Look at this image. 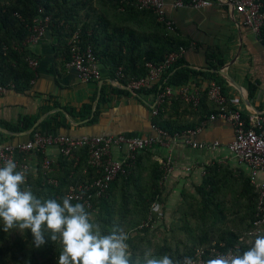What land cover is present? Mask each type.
Segmentation results:
<instances>
[{"label": "trees", "instance_id": "obj_1", "mask_svg": "<svg viewBox=\"0 0 264 264\" xmlns=\"http://www.w3.org/2000/svg\"><path fill=\"white\" fill-rule=\"evenodd\" d=\"M260 1L264 13V0ZM39 10H42L43 16L50 18L47 33L56 39L57 49L65 60H70L67 42L78 30L81 45L90 46L102 76L106 74L111 80L118 79L123 86L131 80L146 77L147 63L158 66L168 54L186 46V43L177 40L174 32L167 31L164 24L157 21L152 11L139 10L135 0H0V84L12 86L16 91H27L35 77L36 71L29 68L25 61L31 57V52L23 42L29 37V28ZM260 38L264 42V27ZM118 70L122 78L117 77ZM196 76L213 80L224 94L221 85L224 80L219 75L193 71L184 65L182 57L150 88L135 91L134 94L138 100L145 96L155 98L166 87L185 86ZM252 90L254 88H249V98L254 93ZM111 93L132 95L124 89H112ZM100 95V103L108 101L104 88ZM227 108L232 109L229 105ZM91 109L92 105L87 104L78 114L72 109H67V112L84 120L90 116ZM217 111L218 106L208 99L206 89L200 92L195 106L179 97L163 100L151 124L172 137L195 129ZM98 115L96 107L88 124L96 123ZM242 116L247 117L245 113ZM188 117L193 120L189 121ZM60 118L61 114H54L42 122L47 125L48 133L69 127ZM36 119L27 116L16 124L5 123L3 126L13 133L24 132L32 128ZM31 136L32 132L29 138ZM88 157L87 148L75 149L68 157L60 154L52 162L51 171L46 173L42 167L44 154H34L28 163L25 161L27 154L18 155V164H27L26 182L21 187H30L39 198L60 202L71 186L89 183L98 177L94 168L89 166ZM17 170L21 171V168L17 166ZM163 176L161 165L153 160L152 150L141 152L125 175H119L101 196L93 195L90 208L85 207L103 234L110 233L116 226L126 230L133 262L142 260L149 250L155 258L168 255L176 262L184 257L193 260L200 249L204 252L202 258L207 261L211 259L208 256L210 248L219 252L239 250L242 253L252 245L257 235H264V224L254 226L259 218L256 188L248 178L238 176L236 200L242 202L229 205L226 193L234 185L235 175L223 166L212 164L204 168L200 183L192 188L193 193H187L186 189L179 192L175 212L171 215V238L156 241L159 228L152 231L150 228L155 223L158 225L159 217L164 216L167 210ZM77 202L82 203L72 201L73 204ZM132 231L136 233L134 237L128 234ZM48 235L46 231L45 243L37 248L30 230L5 232L0 221V264H56L62 245L59 238L52 242ZM178 236L184 239H178Z\"/></svg>", "mask_w": 264, "mask_h": 264}, {"label": "crops", "instance_id": "obj_2", "mask_svg": "<svg viewBox=\"0 0 264 264\" xmlns=\"http://www.w3.org/2000/svg\"><path fill=\"white\" fill-rule=\"evenodd\" d=\"M164 1L166 14L176 28L173 34L177 40L186 43L182 55L184 65L202 73L219 75L216 70L221 71L238 85L237 87L229 83L219 75L224 80L221 85L226 105L240 110L248 117L264 121V42L260 36L243 24L242 17L229 7L225 0H214L212 6L197 9L189 7L176 9L172 7L173 0ZM28 50L31 52V58L37 62L35 77L27 91L20 92L8 87L6 92L0 95L1 129L10 132L3 126L5 123L16 124L19 119L30 116L37 118L34 124L43 118L35 128L42 134L76 137L82 135L139 137L153 134L151 120L154 97L145 96L138 100L135 94L131 96L112 94V89H126L109 79L106 74L98 82H80L77 72L68 66V61L57 49L56 39L49 33L28 47ZM215 65L218 69L213 68ZM210 83H214L213 80L196 76L191 78L189 84L179 88L201 92L206 90ZM102 88L108 93L109 99L100 103ZM249 88H254L252 98H249ZM245 99L250 102V106L244 103ZM87 104H91L92 109L90 116L84 120H79L67 112V109H72L78 114ZM96 107L99 109L97 122L90 125L88 122L93 117ZM54 114H61L60 120L69 127L48 133L47 125L42 122ZM187 119L193 120L192 117ZM0 133L2 134L0 143L14 145L27 141L30 135L12 136L1 131ZM233 137L232 124L227 119L218 118L205 122L195 136L198 143L208 146L217 143L218 147L214 149L191 148L181 140L174 142L170 140L165 146L157 145L152 148L153 160L160 163L169 156L174 162L172 173L163 181L167 196L166 208L173 205L175 197L182 189L189 190L199 184L204 168L212 164L223 166L235 175L234 185L226 193L229 205L242 202L236 200L239 187L236 179L242 175L248 178L249 170L238 165L226 149ZM59 155V149L55 146L49 147L44 154L52 162H55ZM186 167H191V171L186 172ZM258 179L264 181V175L259 174Z\"/></svg>", "mask_w": 264, "mask_h": 264}, {"label": "built area", "instance_id": "obj_3", "mask_svg": "<svg viewBox=\"0 0 264 264\" xmlns=\"http://www.w3.org/2000/svg\"><path fill=\"white\" fill-rule=\"evenodd\" d=\"M229 7L242 17V22L249 27L256 35L260 36V31L264 27V13L261 11L260 0H225ZM136 7L139 10H150L155 15L158 22L163 23L169 32L175 31L174 22L166 14V3L164 0H135ZM214 4V0H173V8H206ZM50 18L42 15V10L32 20L29 28L30 35L23 42L25 47L37 43L48 30ZM70 60L68 66L73 68L78 75V79L82 83L98 82L102 79V74L94 53L90 46L83 47L81 45L80 33L77 30L72 34L67 42ZM184 48L180 47L177 52L168 54L164 61L155 66L147 63L148 74L139 80H131L127 86L131 93L141 89H148L155 84L160 77L169 71L172 66L182 57ZM29 68L35 70L37 62L31 57L25 59ZM117 77L122 78L120 70ZM116 84L118 79H114ZM120 84V83H119ZM12 87V86H9ZM8 86L0 84V95L5 93ZM199 90H189L187 88H171L166 87L162 92H158L155 96V102L152 107V115L157 113L158 106L165 99L172 97L182 98L186 103L197 105L199 102ZM207 97L215 105L218 106L216 114H211L199 127L188 129L183 133L170 137L165 131L152 125L153 134H147L139 137H127L125 135L116 136H70V135H54L42 134L39 131H33L32 136L21 144H2L0 145V166L12 159L21 170L27 169V164H18L16 156L27 154V163L31 160V156L36 153L45 154L49 147H57L59 153L63 156H70L75 149L87 148L88 164L97 172L98 177L92 182L71 186L66 196H71L72 201H82L86 208H90L93 195L96 197L104 194L119 175H125L127 170L132 166L136 156L141 152L152 150L157 145L165 146L171 141H183V143L195 149H214L218 147L217 143L212 146L198 143L195 136L201 131L202 126L207 121L218 118L227 119L233 126L234 137L227 144L226 149L240 166H245L249 170V182L257 190V216L259 217L254 226L264 224V181L258 179L259 174L264 175V121L255 117H243L242 112L238 109H228L226 98L222 95L219 87L215 83H210L207 88ZM117 154V156H116ZM173 160L167 157L159 164L164 172L163 181L172 173L174 169ZM52 161L47 157L43 160V170L46 173L51 171ZM191 167H186L185 171H191ZM55 183V181H50ZM147 226V225H146ZM227 252H219L215 248H210L209 257L214 258L216 255L226 254ZM233 252V251H232ZM203 250L197 251V258L193 259L195 264H203Z\"/></svg>", "mask_w": 264, "mask_h": 264}, {"label": "clouds", "instance_id": "obj_4", "mask_svg": "<svg viewBox=\"0 0 264 264\" xmlns=\"http://www.w3.org/2000/svg\"><path fill=\"white\" fill-rule=\"evenodd\" d=\"M26 171L17 170L14 160L0 166V221L3 230L20 232L30 230L34 245L38 248L48 239L58 238L62 251L56 264H195L190 257L176 262L168 255L155 258L146 251L142 260L133 262L129 253L126 232L116 226L103 234L91 213L82 203H72V197L43 199L33 194L26 182ZM203 264H264V235H257L252 245L244 252L237 250L216 255Z\"/></svg>", "mask_w": 264, "mask_h": 264}, {"label": "rangeland", "instance_id": "obj_5", "mask_svg": "<svg viewBox=\"0 0 264 264\" xmlns=\"http://www.w3.org/2000/svg\"><path fill=\"white\" fill-rule=\"evenodd\" d=\"M189 190L186 191V192L187 193H189V192L193 193L194 192L192 188H190ZM178 198H179V195H177V197H175V200L172 203L173 205L171 207H169V208H166L167 210L164 211V216H160L159 217L158 221H160V222H157L158 225H156V223H155L150 228L151 231L153 229H158L159 228L158 232L156 233V237H157L156 241H158V242L161 241L164 238H167V239L171 238L170 232H169L170 228H171V223H172V220H173L171 215L175 212V207H176ZM190 222L193 225V221L191 220ZM123 231L125 232L126 230L123 229ZM128 234H130V237H134L136 235L135 231L129 232ZM178 239L183 240L184 237H179L178 236Z\"/></svg>", "mask_w": 264, "mask_h": 264}, {"label": "water", "instance_id": "obj_6", "mask_svg": "<svg viewBox=\"0 0 264 264\" xmlns=\"http://www.w3.org/2000/svg\"><path fill=\"white\" fill-rule=\"evenodd\" d=\"M217 72H218V74H219L220 76H222L223 78H225L229 83H232V84H234L235 86L238 87V85L235 84L234 81H232L229 77H227V76H226L225 74H223L221 71H218V70H217ZM101 82H102V81H101ZM125 89L128 90L129 92H131V90H129L127 87H125ZM244 103H245L247 106H250V102H249L247 99L244 100ZM42 119H43V118H41L39 121H41ZM39 121H37V122L32 126L31 129H29L28 131L23 132V133H10V132H7V131H5V130H3V129H1V128H0V131L3 132V133H6V134L12 135V136H17V135H29V134H30L31 132H33V131L35 130V128L38 126Z\"/></svg>", "mask_w": 264, "mask_h": 264}]
</instances>
